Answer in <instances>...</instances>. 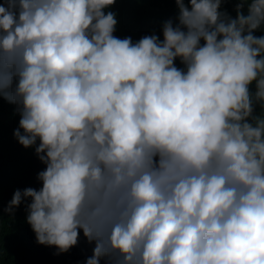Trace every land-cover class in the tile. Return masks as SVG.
I'll return each instance as SVG.
<instances>
[{
	"label": "clouds",
	"instance_id": "1",
	"mask_svg": "<svg viewBox=\"0 0 264 264\" xmlns=\"http://www.w3.org/2000/svg\"><path fill=\"white\" fill-rule=\"evenodd\" d=\"M228 3L134 38L116 0H0V98L44 165L0 214L85 237L78 264H264V0Z\"/></svg>",
	"mask_w": 264,
	"mask_h": 264
},
{
	"label": "trees",
	"instance_id": "2",
	"mask_svg": "<svg viewBox=\"0 0 264 264\" xmlns=\"http://www.w3.org/2000/svg\"><path fill=\"white\" fill-rule=\"evenodd\" d=\"M227 6L231 9V0ZM112 7L119 10L116 34H131L134 38L153 29L160 31L163 38V20L177 11L175 0H116ZM13 108L14 105L0 98V212L16 187L40 183L36 173L44 166L32 148H26L14 137L19 115ZM8 215L0 214V255L8 264H78L90 254V245L83 236L78 245L60 254H56L54 245L36 243L34 232L24 220L23 205L14 220Z\"/></svg>",
	"mask_w": 264,
	"mask_h": 264
}]
</instances>
